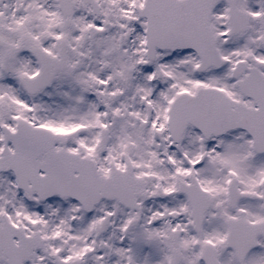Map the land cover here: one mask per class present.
Returning a JSON list of instances; mask_svg holds the SVG:
<instances>
[{
	"label": "snow or ice",
	"instance_id": "1",
	"mask_svg": "<svg viewBox=\"0 0 264 264\" xmlns=\"http://www.w3.org/2000/svg\"><path fill=\"white\" fill-rule=\"evenodd\" d=\"M0 264H264V0H0Z\"/></svg>",
	"mask_w": 264,
	"mask_h": 264
}]
</instances>
